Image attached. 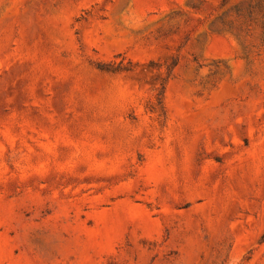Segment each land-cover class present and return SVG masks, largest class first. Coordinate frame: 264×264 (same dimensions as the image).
<instances>
[{
  "label": "rangeland",
  "instance_id": "rangeland-1",
  "mask_svg": "<svg viewBox=\"0 0 264 264\" xmlns=\"http://www.w3.org/2000/svg\"><path fill=\"white\" fill-rule=\"evenodd\" d=\"M0 264H264V0H0Z\"/></svg>",
  "mask_w": 264,
  "mask_h": 264
}]
</instances>
